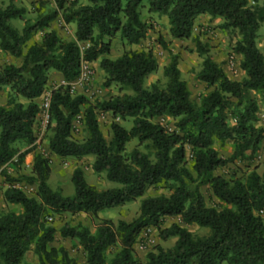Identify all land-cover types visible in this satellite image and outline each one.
Returning a JSON list of instances; mask_svg holds the SVG:
<instances>
[{
  "label": "trees",
  "instance_id": "trees-1",
  "mask_svg": "<svg viewBox=\"0 0 264 264\" xmlns=\"http://www.w3.org/2000/svg\"><path fill=\"white\" fill-rule=\"evenodd\" d=\"M250 1L253 5H250ZM55 0L56 8L39 15L35 21H24L21 31L11 22L22 20L24 10L9 4L0 7V52L20 64L0 68V91L9 87L14 97L0 106V169L17 155L14 144L33 143V125L38 114L34 101L44 92L49 73L61 75L66 86L51 92L47 131L49 151L60 159L93 156L91 169L104 173L105 179L119 188L99 191L84 179L76 168L71 175L73 196H63L48 185V160L33 157L28 182L36 186V197L29 198L10 185L2 194L3 201L20 206V213L0 215V264L25 262L30 250L38 264H75L63 248L50 246L56 230L52 215L88 214L96 216L142 198L146 190L161 183H171L169 196L147 197L140 202L139 215L131 222L100 220L91 233L77 224H64L58 231L63 239L76 240L84 254L85 264H140L133 247L140 235L155 229L165 242L175 238L171 248L154 247L142 264H264V163L242 177L225 179L218 169L234 160L251 161L259 151L264 154V127L257 126L260 105L264 114V57L256 46L260 26L264 24V0ZM164 16L172 40L191 37L199 16L220 19L219 28L234 30L239 40L233 53L241 56L239 67L245 77L231 81L220 64L207 57L197 80L211 90L194 103L186 83L180 79L177 55H172L163 70L168 82L164 88L153 84L145 88L146 79L157 70L150 51H126L115 60L101 59L100 69L106 75V86L116 85L122 94L90 103L84 96H72L69 84L75 81L82 65L106 56L111 39L119 34L128 45L145 39L147 27L139 9ZM61 15L66 24L75 25V42L60 39L49 25ZM42 32L39 41L29 42ZM79 43L86 44L81 50ZM160 44L166 49L165 43ZM204 47L197 43L200 54ZM253 94L260 96V100ZM113 119L132 120L129 130L118 123L110 124L107 142L99 129L97 113ZM81 122L87 137L82 142L72 138L74 119ZM176 120V131H168L154 122L160 117ZM136 140L138 146L151 149L153 160L134 149L125 156V147ZM230 142V159L222 158L215 143ZM186 146L190 149V166H186ZM29 151L18 154L20 162ZM206 187L217 201L207 207L201 188ZM178 218L164 228L165 220ZM208 228L206 237H194L187 226ZM117 247L110 259L108 250Z\"/></svg>",
  "mask_w": 264,
  "mask_h": 264
},
{
  "label": "rangeland",
  "instance_id": "rangeland-1",
  "mask_svg": "<svg viewBox=\"0 0 264 264\" xmlns=\"http://www.w3.org/2000/svg\"><path fill=\"white\" fill-rule=\"evenodd\" d=\"M72 1V0H71ZM79 4H85V0H78ZM9 4H13L17 8L24 10L22 20H13L12 26L21 31L23 28L24 21L33 22L39 15L44 14L46 11H52L57 9L55 0H0V7L5 8ZM250 5L253 3L250 1ZM140 19L147 27L148 31L144 40H142L137 45H128L126 42L121 40L119 34H116L111 39L103 38L104 42L110 43V50L106 56L100 57L97 61L90 63L89 69L91 71V79L87 84L74 85V81L69 85L71 87L76 86L74 90V96L85 94L86 99L90 103H95L96 101L107 100L114 96H119L122 94H131V92L126 90H120L116 85L106 86V75L100 69L99 62L101 59L115 60L119 58L126 51H150L156 59L157 70L151 74L145 81L144 87L150 88L153 84L157 85L160 88H164L168 82V79L164 76L163 70L166 66L169 65L171 61V54L177 55V67L180 74V79L186 83V86L189 90L190 99L194 103H200L201 99L211 90L207 88L206 85L199 80H197V75L202 69L203 60L207 57L215 60H220L222 57H226L227 61L230 56L234 54L231 53L232 47L236 43L238 37L236 31L228 30L222 31L219 28V25L215 28H212L211 25L204 23L199 24L196 30L192 31V35L187 40L175 41L170 39L168 34V21L164 16H157L147 13V5L144 2V6L139 9ZM49 30H53L57 33L60 39L64 41L75 42V25L66 24L61 15H59L50 25ZM213 31H216L215 33ZM264 32V25L261 26L260 33ZM213 33V34H212ZM212 34L213 38L216 36L215 40H222L219 50L211 51L217 46H210L211 39H208L205 36ZM42 32H38L34 38L29 42L30 45L34 41H39ZM210 36V35H209ZM262 37V35H260ZM160 41L165 43L166 49L162 47ZM225 41V42H224ZM197 43L202 45L206 51L205 54H200L197 49ZM79 48L83 50L86 47V44L79 43ZM232 46V47H231ZM263 49V47H260ZM171 53V54H170ZM208 53H211L209 55ZM234 60L235 57L233 56ZM20 64L19 59H14L8 55L0 53V68L5 65H15ZM223 64V62L221 63ZM55 72H51L48 75L45 91L51 92L56 89L58 86H66L62 84V80L56 77ZM259 102L260 96L253 94ZM9 99H12L13 102H21L26 104L25 100L21 98L14 97L12 91L9 87H4L0 91V106L6 105ZM39 100L37 101V104ZM261 106V111H258V123L257 126L264 125V114L263 107ZM82 116H78L74 119L72 123V138L75 141L82 142L86 139L87 133L82 124ZM97 121L99 129L103 138L108 142L111 139L110 124L115 122L129 130L132 126V120L126 119L125 121H120L119 119H113L107 113H97ZM155 123L163 126L168 131H176L175 123L176 120H173L170 117H160L154 120ZM33 136L34 141L32 144L27 145L23 142H18L14 144V147L17 151L16 157L7 165L0 169V215L7 212L20 213V206L10 205L3 201L2 194L3 192L11 186L18 188L22 191L27 197L35 198L36 196V186L31 185L28 182V178L31 177V167L33 163V157L36 154L41 155L44 159L48 160L50 167V176L48 179L49 187L54 191H59L63 196H73L74 187L71 183V175L76 168H80L83 172V176L87 184L95 187L97 190L102 191L106 189L119 188V185L116 183L109 182L105 179L104 173H94L91 169V166L94 161L93 156H86L81 159L74 158H65L60 159L53 155L48 149V139L50 133L47 129H42L39 122L34 121L33 125ZM214 148L218 151L219 155L222 158L230 159L233 153V145L230 142L225 143H215ZM137 149L140 152L147 154L151 160H153L152 151L150 148L142 145L138 146L136 140L130 141L125 147V156ZM29 151V154L25 156L22 162L18 159V154ZM190 149L186 146V166H190ZM264 163V154L263 151H259L255 158L251 161H240L234 160L229 162L225 167L218 169L215 174L223 176L225 179H234L242 177L248 170L252 169L255 166H258L257 172L260 174L263 170L262 164ZM201 192L204 196L205 204L207 207H216L218 201L210 195L206 187H202ZM172 191L171 183H161L156 186L150 187L146 190L144 196L135 202L124 204L118 208L103 211L98 213L96 216H91L88 214H60L52 215V226L56 230V235L54 242L50 246L55 248H63L68 252L70 258H72L75 264H85L84 254L82 249L78 245L76 240L63 239L59 236L58 231L64 224H69L71 226L80 224L86 227L91 233L94 232L95 226L100 220H111L113 223L118 221L131 222L139 215V206L140 202L147 197H157V196H169ZM264 220V218H263ZM178 224V218H168L165 220L163 225L164 228L169 227L171 224ZM186 229L197 238L206 237L209 234L208 228H199L195 225L187 226ZM175 238H170L167 241L163 242L158 238L157 232L155 229L151 230L147 236L141 235L136 241V244L133 247V255L136 261L142 264L143 259L146 254L154 250V247L160 246L163 249L171 248L174 245ZM118 248H111L108 250L107 258L110 259L117 252ZM25 262L29 264H38L37 259L33 256L32 251L30 250L26 253ZM221 264H226L225 262Z\"/></svg>",
  "mask_w": 264,
  "mask_h": 264
},
{
  "label": "crops",
  "instance_id": "crops-1",
  "mask_svg": "<svg viewBox=\"0 0 264 264\" xmlns=\"http://www.w3.org/2000/svg\"><path fill=\"white\" fill-rule=\"evenodd\" d=\"M221 22H222V21H221L220 19H213V20H211L210 17H209V16H206V15L199 16V17L196 18V20H195V22H194L193 30H196V28H197V26H198L199 24L201 25V24L207 23V24L211 25L212 28H215V27H217ZM11 24H12V22H11ZM262 25H264V24H262ZM262 25H261V26H262ZM261 26H260V29H261ZM260 29H259V32H258V38H257V40H256V46H257V48L261 51V53H262V55H263V57H264V32L260 33ZM222 31H223V30H221L220 32L222 33ZM213 32L215 33L216 31H213ZM212 34H213V33H212ZM212 34H208L207 36H205V37L207 38V41H208V39H211V42L209 43L210 46H214V47L217 46L216 48H214V49L211 51V53H213L214 51L219 50L221 46H223V47L225 46V45H223V44H225V43H223L222 40H215L217 37L214 36V38H213ZM209 35H210V36H209ZM260 35H262V37H260ZM238 40H239V36L237 37L236 42H237ZM175 41H176V40H174V42H175ZM177 41H178V40H177ZM221 42L223 43L222 45H221ZM224 42H225V41H224ZM231 47H232V46H231ZM260 47H263V49L260 48ZM232 48H233V47H232ZM0 53H1V52H0ZM211 53H208V54L211 55ZM231 53H233V51H231ZM2 54H3V53H2ZM233 54H234V53H233ZM233 56L235 57V60H233L232 65H229V64H228V62H227V58H226V57H222L220 60H215V59H213V57H212V60H213L214 62L220 64V66H221V68H222L224 74L227 76V78H228L229 80H231V81H237V82H238V81H241V80L245 77V74H244L243 71H241V69H240V67H239V63H240V61H241V56L236 55V54H234ZM9 57H10V56H9ZM11 58H12V57H11ZM222 62H223V64H221ZM86 66L89 67L90 64H89V63H86ZM56 77L63 81L61 75L56 74ZM22 100H23V99H22ZM38 100H39V99H36V100H34V101L37 103ZM25 102H26V101H25ZM259 111H261V106H260ZM261 127H264V125L261 126ZM151 230H152V229H150V231H149L150 233H151ZM141 235H143V234H141ZM141 235H140V237H141ZM144 262H145V258L143 259V262H142V263H144Z\"/></svg>",
  "mask_w": 264,
  "mask_h": 264
},
{
  "label": "built area",
  "instance_id": "built-area-1",
  "mask_svg": "<svg viewBox=\"0 0 264 264\" xmlns=\"http://www.w3.org/2000/svg\"><path fill=\"white\" fill-rule=\"evenodd\" d=\"M233 56H230L228 59V64L232 65L233 63ZM91 79V71L89 69V67L86 66V63L82 65L81 68V73L79 75V77L74 81V85H85L87 83L90 82ZM62 84H65L62 81ZM76 89V86L71 87V85H69V91L70 94L72 96H74V90ZM52 92V91H51ZM51 92H46L44 89V92L42 93V95L38 98L39 99V103L38 105V114L36 116V121L39 122V125H41L42 129H46L48 122H49V117H50V112H49V108H50V100H51ZM82 96H85V94H81ZM260 215H264V211H260L259 213ZM150 229L146 230L145 232H143V236H147L150 232Z\"/></svg>",
  "mask_w": 264,
  "mask_h": 264
}]
</instances>
